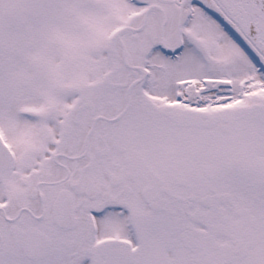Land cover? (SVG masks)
<instances>
[{
    "label": "snow or ice",
    "instance_id": "obj_1",
    "mask_svg": "<svg viewBox=\"0 0 264 264\" xmlns=\"http://www.w3.org/2000/svg\"><path fill=\"white\" fill-rule=\"evenodd\" d=\"M0 264H264V0H0Z\"/></svg>",
    "mask_w": 264,
    "mask_h": 264
}]
</instances>
